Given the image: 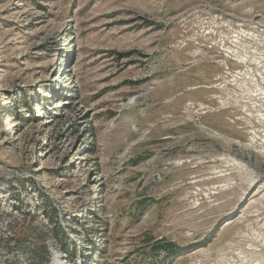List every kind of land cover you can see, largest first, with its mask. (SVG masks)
Listing matches in <instances>:
<instances>
[{
	"label": "rangeland",
	"instance_id": "obj_1",
	"mask_svg": "<svg viewBox=\"0 0 264 264\" xmlns=\"http://www.w3.org/2000/svg\"><path fill=\"white\" fill-rule=\"evenodd\" d=\"M0 217L32 264H264V0H0Z\"/></svg>",
	"mask_w": 264,
	"mask_h": 264
},
{
	"label": "built area",
	"instance_id": "obj_2",
	"mask_svg": "<svg viewBox=\"0 0 264 264\" xmlns=\"http://www.w3.org/2000/svg\"><path fill=\"white\" fill-rule=\"evenodd\" d=\"M14 232L8 222L2 221L0 217V264H32V260L25 252L13 245ZM48 253L50 256L48 264H66V255L62 253L53 243L49 242Z\"/></svg>",
	"mask_w": 264,
	"mask_h": 264
},
{
	"label": "trees",
	"instance_id": "obj_3",
	"mask_svg": "<svg viewBox=\"0 0 264 264\" xmlns=\"http://www.w3.org/2000/svg\"><path fill=\"white\" fill-rule=\"evenodd\" d=\"M57 230H59V229L56 228L55 233H57ZM173 248L174 247L171 244H165L163 246H161V245L159 246L158 244H155L154 247H152L153 251H151V254H155L158 250H160L165 255V252L166 253L170 252L173 250ZM159 264H164V262H159Z\"/></svg>",
	"mask_w": 264,
	"mask_h": 264
}]
</instances>
